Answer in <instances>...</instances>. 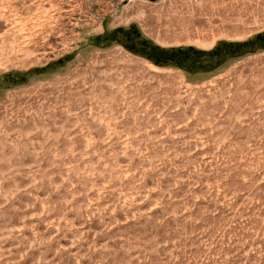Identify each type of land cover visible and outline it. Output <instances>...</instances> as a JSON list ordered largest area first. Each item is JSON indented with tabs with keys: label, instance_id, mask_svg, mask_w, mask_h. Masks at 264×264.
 I'll return each mask as SVG.
<instances>
[{
	"label": "rangeland",
	"instance_id": "374dc122",
	"mask_svg": "<svg viewBox=\"0 0 264 264\" xmlns=\"http://www.w3.org/2000/svg\"><path fill=\"white\" fill-rule=\"evenodd\" d=\"M213 1L0 0V264H264V0Z\"/></svg>",
	"mask_w": 264,
	"mask_h": 264
},
{
	"label": "bare ground",
	"instance_id": "6f19581e",
	"mask_svg": "<svg viewBox=\"0 0 264 264\" xmlns=\"http://www.w3.org/2000/svg\"><path fill=\"white\" fill-rule=\"evenodd\" d=\"M212 1H213V0H212ZM216 1L219 2L220 0H216ZM216 1H213V2H216ZM229 1H230V0H229ZM238 1H239V0H237V2H238ZM243 1H244V0H243ZM213 2H212V3H213ZM221 2H222V1H221ZM225 2H226V1L224 0V2H223L224 5H223V6H224L225 8H228V7H226L227 2H226V4H225ZM250 2H251V1H250ZM212 3H211V4H212ZM235 3H236V1H235ZM246 3H247V1L245 2V5H246ZM220 4H221V3H220ZM252 4H253V3H252ZM214 5H215V4H213L212 6L214 7ZM221 5H222V4H221ZM227 5H228V4H227ZM232 5H233V4H232ZM234 5H235V4H234ZM234 5H233V8H234ZM236 5H237V3H236ZM245 5H244V6H245ZM250 5H251V4H250ZM218 6H219V5L217 4V7H218ZM230 7H231V6H229V8H230ZM217 9L219 10V8H216V10H217ZM222 10H225V9L223 8ZM222 10H221V11H222ZM230 10H231V9H230ZM219 11H220V10H219ZM221 11H220V12H221ZM226 11H227V10H226ZM231 11H232V10H231ZM231 11H230V12H231ZM239 11H240V10H239ZM216 12H217V11H216ZM223 12H224V11H223ZM214 13H215V11H214ZM233 13H234V11H233ZM238 13H239V12H238ZM219 14H220V13H219ZM223 14H225V13H223ZM223 14H222V15H223ZM226 14H227V13H226ZM241 14H242V12H241ZM230 15H231V14H230ZM228 16H229V15H227V17H228ZM243 24H244V23H243ZM225 26H226V24H225ZM225 26H223V27H225ZM232 26H233V25H232ZM237 27H238V26H237ZM228 28H229V26H228ZM229 30H230V29H229ZM227 31H228V30H227ZM226 33H227V32H226ZM228 33H230V32H228Z\"/></svg>",
	"mask_w": 264,
	"mask_h": 264
},
{
	"label": "flooded vegetation",
	"instance_id": "af4514ba",
	"mask_svg": "<svg viewBox=\"0 0 264 264\" xmlns=\"http://www.w3.org/2000/svg\"><path fill=\"white\" fill-rule=\"evenodd\" d=\"M135 35H137L136 32H135ZM126 40H127V39H126ZM124 43H125V42H124Z\"/></svg>",
	"mask_w": 264,
	"mask_h": 264
}]
</instances>
